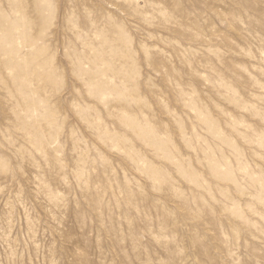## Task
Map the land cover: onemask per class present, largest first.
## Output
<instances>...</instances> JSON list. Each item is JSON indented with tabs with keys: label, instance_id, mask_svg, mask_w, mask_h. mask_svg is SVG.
<instances>
[{
	"label": "rangeland",
	"instance_id": "1",
	"mask_svg": "<svg viewBox=\"0 0 264 264\" xmlns=\"http://www.w3.org/2000/svg\"><path fill=\"white\" fill-rule=\"evenodd\" d=\"M0 264H264V0H0Z\"/></svg>",
	"mask_w": 264,
	"mask_h": 264
}]
</instances>
